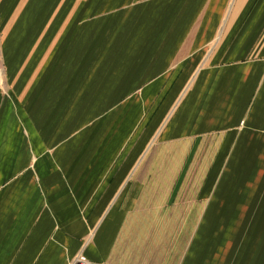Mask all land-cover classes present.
I'll list each match as a JSON object with an SVG mask.
<instances>
[{"label":"crops","instance_id":"0c3cea01","mask_svg":"<svg viewBox=\"0 0 264 264\" xmlns=\"http://www.w3.org/2000/svg\"><path fill=\"white\" fill-rule=\"evenodd\" d=\"M80 254L264 264V0H0V264Z\"/></svg>","mask_w":264,"mask_h":264},{"label":"rangeland","instance_id":"374dc122","mask_svg":"<svg viewBox=\"0 0 264 264\" xmlns=\"http://www.w3.org/2000/svg\"><path fill=\"white\" fill-rule=\"evenodd\" d=\"M186 147L180 145L179 146V152H178V160H173V161H160V162H157V166L158 165H161V167H172L173 168H180V169H186V168H189V165L192 164L193 161L194 162V167H198L199 165V168H202L204 167L203 163H202V160H201V152H195V155H194V158L192 159L191 155H190V152H187L185 151ZM165 149H162V156H165V152L164 151ZM161 151V150H160ZM191 158V159H190ZM202 163V164H201ZM80 255H84V254H80ZM79 255V256H80ZM85 256V255H84ZM78 257V256H77ZM76 257V258H77ZM75 261V260H74ZM90 263V261H89ZM73 264V263H72ZM91 264V263H90Z\"/></svg>","mask_w":264,"mask_h":264},{"label":"built area","instance_id":"2783aa9c","mask_svg":"<svg viewBox=\"0 0 264 264\" xmlns=\"http://www.w3.org/2000/svg\"><path fill=\"white\" fill-rule=\"evenodd\" d=\"M73 264H90V263L89 260L84 255H80L75 259Z\"/></svg>","mask_w":264,"mask_h":264}]
</instances>
